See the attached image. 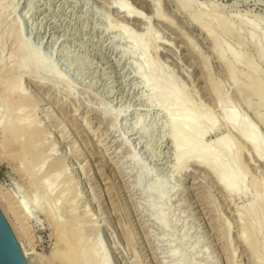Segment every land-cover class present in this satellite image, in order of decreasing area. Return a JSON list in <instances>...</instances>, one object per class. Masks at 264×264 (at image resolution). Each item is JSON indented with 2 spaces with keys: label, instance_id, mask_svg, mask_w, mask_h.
<instances>
[{
  "label": "rangeland",
  "instance_id": "374dc122",
  "mask_svg": "<svg viewBox=\"0 0 264 264\" xmlns=\"http://www.w3.org/2000/svg\"><path fill=\"white\" fill-rule=\"evenodd\" d=\"M2 2L0 95L21 78L20 91L33 101L0 96V121L37 126L33 143L42 154L33 163L28 151L0 146V210L32 264L69 263L60 228L42 213L29 218L24 202L35 211L58 207L62 222L73 223L71 238L84 254L78 264H264V164L224 124L235 112L264 143V0ZM117 2L142 22L118 12ZM193 17L211 32L192 25ZM137 71L152 73L158 94L178 91L182 111L159 101ZM171 118L192 122L188 141L201 122L206 134L197 142L208 150L227 135L243 190L226 193L197 162L198 150L178 160L188 147L174 142Z\"/></svg>",
  "mask_w": 264,
  "mask_h": 264
},
{
  "label": "bare ground",
  "instance_id": "6f19581e",
  "mask_svg": "<svg viewBox=\"0 0 264 264\" xmlns=\"http://www.w3.org/2000/svg\"><path fill=\"white\" fill-rule=\"evenodd\" d=\"M154 9H155V14H157L158 18H160V15L158 14V6L156 5H153ZM115 9L120 13H123L124 16L127 18V19H134V21H140L142 22L141 18L139 16H137L134 11H132L131 9H129L126 5L122 4L121 2H117L115 4ZM8 6L4 5L2 0H0V14L3 12H5L7 10ZM153 9V11H154ZM2 13V14H3ZM6 13V12H5ZM27 14V13H26ZM144 21V20H143ZM15 23V24H14ZM13 25L11 26V31L13 32V30L17 33H20V27H19V23L18 22H15L14 21ZM145 23V22H144ZM149 24V23H148ZM206 24V25H204ZM192 25L200 28L202 27L203 30H205L207 34H209L211 32L210 28H209V25L205 22H203L201 19H199L198 17H193L192 19ZM10 31V32H11ZM148 31V30H146ZM203 33V32H202ZM14 34V32L12 33ZM15 35V34H14ZM19 36V34H18ZM17 36V37H18ZM12 37V36H11ZM16 37V36H15ZM13 38V37H12ZM131 39H133L132 41V44H133V48H136L139 44H138V41L133 37H129ZM20 40L21 42V39H18ZM264 40V39H263ZM18 43V41H17ZM16 43V44H17ZM260 47V46H259ZM17 49L19 52H22L24 50V46H22L21 44L17 46ZM16 52V51H15ZM23 53V52H22ZM229 53V52H228ZM259 57L260 59H264V56H263V53L260 51L259 52ZM231 56V55H230ZM232 60L235 61V62H238L240 60V56L237 55V54H233L232 56ZM220 58H223L224 59V52H221L220 54ZM44 63H49V60L47 59H41ZM52 60V59H51ZM50 64V63H49ZM19 65L17 64V67ZM249 66V65H248ZM254 66V65H253ZM4 67V66H3ZM2 67V68H3ZM8 68V67H7ZM147 69V68H146ZM250 69V67H249ZM14 71V69H13ZM148 72V71H146ZM230 74L232 76V79L236 80V77H235V69L233 67H231L230 69ZM137 73L143 77V80L148 87H150V91L154 92V94L158 95V99L159 101H162L164 99H169L170 103H172L173 105H177L179 106H182L183 103L180 102V97L178 95V91H173V92H169V91H165L161 94H158L157 92H155V85L157 84L156 80L152 77V73L150 72L149 74H143L141 73L140 71ZM246 74V73H245ZM3 75V74H2ZM29 75H31L33 77L34 73L31 72ZM253 79V78H252ZM14 80V82H13ZM7 81V80H5ZM9 81V79H8ZM14 83H12V82ZM251 81V80H250ZM250 81H248L250 83ZM4 82V81H3ZM10 85L12 86H8V83L6 84L7 85V89L5 90L6 93L5 95L7 96V100H8V96L11 98L12 96L15 97V100H16V103H25V102H29L31 103L33 100L30 96H27L26 94H24L25 92L23 91H20L21 88H22V80L21 78H16V81H15V78L12 80L9 81ZM256 78L253 79V85L256 84ZM12 83V84H11ZM236 83V82H234ZM1 86H2V82H0ZM239 84V83H238ZM251 84V86H252ZM261 85V84H260ZM5 86V85H3ZM9 87V88H8ZM164 87V86H163ZM254 87V86H253ZM260 87V86H259ZM258 87V88H259ZM264 88V87H263ZM149 89V88H148ZM252 89V88H251ZM250 89V90H251ZM264 90V89H263ZM254 92V91H253ZM2 96L3 98H6V96H3V95H0ZM257 97V96H256ZM13 99V102L15 101L14 98L12 97ZM6 100V101H7ZM3 101V100H2ZM5 101V102H6ZM258 101L259 102H264V93H260L258 94ZM222 102V101H220ZM9 103V102H8ZM9 107H10V104H7ZM7 106V107H8ZM19 106V104H18ZM184 106V105H183ZM13 107V105L11 106V108ZM22 107V106H21ZM20 107V108H21ZM185 108V107H184ZM183 108V110H184ZM181 111H182V108H180ZM179 109V110H180ZM10 110V109H9ZM164 111L166 113H171L172 112V109L170 107H165L164 108ZM22 112V110H21ZM184 112V111H183ZM24 113V112H22ZM11 114V113H9ZM225 114V113H224ZM170 115V114H168ZM262 115V113H261ZM7 116V115H6ZM5 117V116H4ZM26 117V116H25ZM28 117V116H27ZM263 117V118H262ZM262 122L264 124V114L262 115ZM6 118V117H5ZM200 119V118H199ZM26 120L24 119H21V118H13L11 120H9L8 118L0 121V129H1V137H0V146L1 147H4L3 150L5 148H11L13 147V149L15 148V150H17L18 148L17 147H20L22 152L26 153V151L29 152V158H31V160L33 161V159L35 160L37 157H38V152L39 154H42L40 153V151L37 152V147L35 148L36 145H34L33 143V139L38 135V131H39V128L37 126H32V124H28L25 122ZM212 124H210L208 126V129L209 130H214L216 128V125L213 124V122H211ZM224 124L228 127V129H230L231 131H235L236 133L239 134V136L242 138V141L244 142V144H246L248 147H250L252 149V151L254 152V154L258 157V159H260V161L264 164V143L262 141H260L258 139V136H257V133L255 132V130L251 127L248 126V124H246L243 120L239 119L238 115L235 113V112H231L230 114H226L224 116ZM169 125L172 127V132H173V139H174V142L176 144H179V142L181 143H186V146L188 147V152H178V156H177V159L178 160H182L184 158L185 155H187L188 153H192L194 152L195 150H198L200 152V154L197 156V159H198V163L202 166H204L206 169H208L212 175L214 176V178L216 179V182L218 183V185L226 192V193H238L243 187V177H239V174H236L238 175V177L235 175V172L234 170L236 169V166H235V156L234 154L231 153V145H230V141L228 139V136L227 135H221L219 138H217V140L215 141L214 143V148L212 149H207V148H204L203 146L199 145V143L197 142V139L198 138H203L206 134V131L202 128V124L201 122L196 126L195 128V133H194V138L191 139V140H186L184 138V134L187 133V130L193 125L192 122L189 120V119H186V120H183V121H178L176 119H170L169 121ZM66 129V128H65ZM64 129V131H65ZM63 131V132H64ZM69 137V136H68ZM22 138H24L25 140L22 141ZM35 141L37 140L34 139ZM40 141V140H39ZM38 143V142H37ZM36 144V143H35ZM38 145V144H37ZM17 148V149H16ZM19 148V149H20ZM27 152V154H28ZM10 155V154H9ZM8 155V156H9ZM15 155V154H14ZM21 155V153H20ZM79 155V154H78ZM13 156V154H12ZM19 156V155H18ZM224 156H226V162L225 160L223 159ZM17 157V156H16ZM19 157H22V156H19ZM18 157V158H19ZM27 157V155L25 156ZM11 159H13L12 157H10ZM19 159H22V158H19ZM28 160V158H26ZM41 159V158H40ZM24 161V159H23ZM21 163H23L21 161ZM25 163V162H24ZM28 163V162H27ZM34 163V161H33ZM42 163V162H41ZM29 164V163H28ZM36 164V163H35ZM34 164V165H35ZM29 166V165H28ZM51 166H53L54 168L56 169H60L62 166L61 164L58 162V161H55L54 163L51 162ZM50 166V167H51ZM227 166L230 167L227 168ZM37 168V167H35ZM46 168V167H45ZM227 168V169H226ZM235 168V169H234ZM32 169V168H31ZM48 169V167H47ZM51 169V168H50ZM65 169V168H64ZM22 170V169H21ZM40 171V170H39ZM60 170H58L59 172ZM48 171H46L45 175L47 174ZM49 173V172H48ZM57 173V172H55ZM145 173V172H144ZM40 174V172H37V175ZM146 174V173H145ZM36 175V176H37ZM35 174L33 175V182L31 183V191L33 193H35L36 191H34L35 189H37L38 187V184L40 181H42V179L40 180L41 176L38 175V177H36ZM48 176V174H47ZM56 176V175H55ZM43 178H44V175H43ZM46 178V177H45ZM54 179H56V177H53ZM58 180V179H57ZM55 182V181H54ZM43 185V184H42ZM40 186H41V183H40ZM245 187V186H244ZM42 188V187H41ZM49 185L48 187H46V189L48 190L49 193H51L49 190ZM262 188V187H261ZM260 189V188H259ZM44 190V189H43ZM243 190V189H242ZM60 191V190H59ZM48 193V195H50ZM70 193V192H68ZM46 196V191L44 193ZM63 194H64V190L61 191L59 193V199L62 198L63 199ZM52 196V194L50 195ZM48 196V198L50 197ZM65 196V194H64ZM47 198V199H48ZM57 198V202L59 201V199ZM60 199V201L62 200ZM260 200V199H258ZM257 198H256V201H258ZM59 201V202H60ZM255 203L257 204L258 202ZM48 202V201H46ZM68 202V201H67ZM254 202V201H253ZM252 202V203H253ZM29 204L30 206L32 207L33 205V201L29 200ZM48 204V203H47ZM254 204V203H253ZM251 204V205H253ZM255 204V205H256ZM260 204V202L258 203ZM253 205V206H255ZM58 205L56 204V207ZM257 207L260 205H256ZM257 207H254L255 209V212H256V208ZM262 207V206H261ZM20 208L21 209H24L25 211L28 210V217L29 218H32L34 217L36 214H39V213H42L44 215H48V217L51 219L52 223L59 227L60 228V241H62L64 244H65V252H64V255L66 256V258H63L67 260V262L69 264H78V262L81 261V255L83 254V252L81 250L78 249V251L76 250V246L75 244L73 243V240L71 238L72 234H71V231L72 229L74 228V226L72 225L73 223L70 222L71 224L67 223L66 222H62V219L61 216L59 218V213L57 210V208H54L52 207V210L51 209H48L46 206L43 208H41L40 210H33L32 208H30L28 206V204L26 202L20 204ZM69 209V208H68ZM253 210V211H254ZM258 210V209H257ZM63 213V212H62ZM58 214V215H57ZM61 214V213H60ZM66 215V214H65ZM64 215V216H65ZM253 215V214H252ZM260 215V214H259ZM63 216V215H62ZM60 219V220H59ZM74 220V219H73ZM76 220V219H75ZM75 222V221H74ZM56 229V228H55ZM58 229V228H57ZM79 230V229H78ZM75 232V231H74ZM83 232V231H82ZM77 233V232H76ZM58 235V234H57ZM74 236L76 235H73V238ZM74 241H78V240H74ZM22 243H20L21 245ZM78 244V243H77ZM23 247V245H22ZM23 249V248H22ZM88 251V249H87ZM90 251V250H89ZM82 252V253H81ZM23 253H24V257L27 261L28 264H32V260L30 259V256H31V253L27 252L26 250H23ZM91 253V252H90ZM57 256V255H56ZM83 257H84V254H83ZM100 259V258H99ZM98 259V261H99ZM80 260V261H79ZM59 262V261H58ZM82 262V261H81ZM104 262V261H103ZM102 262V263H103ZM64 263V262H63ZM101 263V262H100ZM81 264V263H80ZM89 264V263H88ZM105 264V263H103Z\"/></svg>",
  "mask_w": 264,
  "mask_h": 264
},
{
  "label": "water",
  "instance_id": "95a60500",
  "mask_svg": "<svg viewBox=\"0 0 264 264\" xmlns=\"http://www.w3.org/2000/svg\"><path fill=\"white\" fill-rule=\"evenodd\" d=\"M0 264H28L23 251L0 210Z\"/></svg>",
  "mask_w": 264,
  "mask_h": 264
}]
</instances>
